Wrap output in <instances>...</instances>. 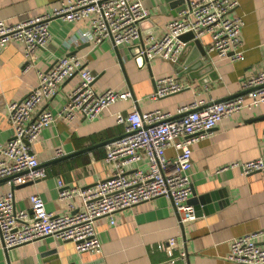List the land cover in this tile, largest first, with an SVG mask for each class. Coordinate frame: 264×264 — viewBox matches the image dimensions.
<instances>
[{"label": "crops", "instance_id": "0c3cea01", "mask_svg": "<svg viewBox=\"0 0 264 264\" xmlns=\"http://www.w3.org/2000/svg\"><path fill=\"white\" fill-rule=\"evenodd\" d=\"M64 0H0V22L16 24L45 13H51ZM149 11L141 22L143 33L164 35L167 23L176 18L183 6L180 0H140ZM201 1V0H193ZM239 7L231 14L243 17L240 38L243 57L238 60L221 58L209 50L210 34L198 38L200 46H188L175 61L139 55V44L115 47L111 40L96 43L83 41L82 33L91 29V19L73 22L56 18L51 22V37L45 47L36 48L32 57L24 44L12 41L0 50V143L12 136L9 106L23 99L39 83V74L49 70L63 56L78 55L95 74L94 87L132 91L133 98L118 100L97 118L82 115L67 120L57 118L41 133L35 150L47 170V177L14 188L16 208L29 210V198L40 195L46 208L55 214L74 213L83 209L81 196L59 199L58 180L68 186L90 187L107 178L112 170L105 162L106 145L124 134V126L116 121L117 112H128L137 106L141 112L156 109L178 114L179 108L195 102L227 99L243 93L242 85L250 76L264 71V0H238ZM181 40V39H180ZM183 41V40H181ZM184 42V41H183ZM205 50V54L203 50ZM202 54V56H201ZM201 56V57H200ZM201 58L203 66L191 71L178 67V61ZM26 66H30L26 69ZM174 76L184 85L176 93L153 99L156 80ZM79 73L66 79L43 109L55 115L67 103L69 94L79 81ZM136 100V101H135ZM57 150L64 155L57 156ZM264 150V103L245 108L222 119L211 134L192 146V205L198 215L180 221L172 200L160 196L110 217L97 219L95 226L101 242V253L79 252L73 241L57 236L17 246L3 247L0 238V264H241L229 258L235 238L264 230V172L245 174L234 163L257 160ZM139 167L150 169L149 160ZM167 155L175 156L168 148ZM10 189L0 179V190ZM202 197L204 201L201 200ZM208 210V211H207ZM175 238V261L158 247ZM261 243V241H260ZM186 252L182 259L181 252Z\"/></svg>", "mask_w": 264, "mask_h": 264}, {"label": "built area", "instance_id": "2783aa9c", "mask_svg": "<svg viewBox=\"0 0 264 264\" xmlns=\"http://www.w3.org/2000/svg\"><path fill=\"white\" fill-rule=\"evenodd\" d=\"M177 17L167 23L164 35L144 34L141 22L149 11L140 0H64L59 8L23 20L16 24L0 22V50L12 41L24 44L26 54L32 57L36 48L45 47L51 37V22L61 18L68 22L90 18L91 29L82 33L83 41L96 43L111 40L115 47L139 44V55L150 61L162 58L177 60L185 49L180 40L192 31L195 38L210 34L209 50L221 58L238 60L243 57L240 33L243 17L234 13L238 0H182ZM30 66H26L28 69ZM79 73V81L69 94L67 103L55 115L49 109L36 113L44 100H50L66 79ZM95 74L75 54L58 58L52 67L39 74V83L23 99L12 102L9 116L12 136L0 143V179L10 186L0 190V238L8 251L17 246L57 236L73 241L79 252L101 253L102 247L95 223L101 217H110L124 209L160 196L169 197L180 221L194 219L196 214L189 203L193 189L189 171L192 168V146L209 136L217 124L245 108L252 109L264 103V71L250 76L242 85L241 94L227 99H212L206 104L182 106L174 115L161 109L141 112L137 106L126 113L117 112L116 121L124 126V134L106 145L105 162L111 174L90 187L68 186L58 180L59 199H72L79 195L83 209L74 213L55 214L46 208L44 199L30 196L29 210L16 208L14 188L47 177L44 164L38 159L35 145L43 130L57 118L75 119L78 115L93 120L118 100L134 99L132 91L106 89L98 92L94 87ZM184 85L174 76L156 80L151 97L159 99L181 91ZM136 101V100H135ZM175 156L167 155L168 148ZM145 157L148 171L139 167ZM64 153L57 150V156ZM245 174L264 172L262 156L253 161L234 163ZM261 241V243H260ZM175 261V238L158 245ZM186 259V252H181ZM231 260L241 264H264V230L235 238L231 243Z\"/></svg>", "mask_w": 264, "mask_h": 264}, {"label": "water", "instance_id": "95a60500", "mask_svg": "<svg viewBox=\"0 0 264 264\" xmlns=\"http://www.w3.org/2000/svg\"><path fill=\"white\" fill-rule=\"evenodd\" d=\"M180 2H183L182 0H180ZM195 35H194V33L192 32V31H189V32H187V33H184V34H182L181 36H180V39L181 40H183L184 42H187V47L188 46H200L201 45V42H200V40L198 39V38H195L194 37ZM203 50V53L202 54H205L206 52H205V50L204 49H202ZM202 54H201V56H202ZM200 56V57H201ZM196 58V59H192V58H187L186 60H183V61H181V60H179L178 61V67L179 68H184V69H186V70H189V71H191L193 68H195V67H197V66H203L204 64H203V61L201 60V58ZM181 68V69H182ZM233 97V96H232ZM204 198L205 197H202L201 198V200H203L204 201ZM196 199H191V200H189V203L190 202H194ZM208 211V210H207ZM195 214L196 215H198L197 214V212H195ZM100 262V260H98V261H95V262H89V263H85V264H98ZM70 264H78V263H76V262H73V263H70Z\"/></svg>", "mask_w": 264, "mask_h": 264}]
</instances>
